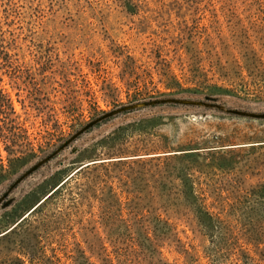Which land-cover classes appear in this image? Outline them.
I'll return each mask as SVG.
<instances>
[{
  "label": "rangeland",
  "instance_id": "374dc122",
  "mask_svg": "<svg viewBox=\"0 0 264 264\" xmlns=\"http://www.w3.org/2000/svg\"><path fill=\"white\" fill-rule=\"evenodd\" d=\"M0 264H264V0H0Z\"/></svg>",
  "mask_w": 264,
  "mask_h": 264
},
{
  "label": "water",
  "instance_id": "95a60500",
  "mask_svg": "<svg viewBox=\"0 0 264 264\" xmlns=\"http://www.w3.org/2000/svg\"><path fill=\"white\" fill-rule=\"evenodd\" d=\"M97 160H92L91 162H85L80 164L78 167H76L71 173H69L64 179H62L57 185H55L49 192H47L41 199H39L29 210L28 212L30 213L31 211H33L40 203H42L57 187H59L63 182H65L70 176H72L74 173H76L77 171H79L80 169H82L83 167L89 165L90 163H95ZM24 215L19 218L18 221H16L15 223H13L11 225V227L5 232L7 233L8 231H10L14 226L17 225V223L19 221H21V219H23ZM3 233V234H5ZM1 234V235H3Z\"/></svg>",
  "mask_w": 264,
  "mask_h": 264
},
{
  "label": "trees",
  "instance_id": "16d2710c",
  "mask_svg": "<svg viewBox=\"0 0 264 264\" xmlns=\"http://www.w3.org/2000/svg\"><path fill=\"white\" fill-rule=\"evenodd\" d=\"M101 112H102V111H101ZM76 173H77V172H76ZM72 176H73V175H72ZM72 176H70L66 181H68L70 178H72ZM66 181H65V182H66ZM65 182H63L59 187H57V188H56V189H55V190H54V191H53V192H52L47 198H49L50 196H52V195H53V194H54L59 188H61V187L64 185ZM47 198H46V199H47ZM46 199H45V200H46ZM45 200H44V201H45ZM40 204H41V203H40Z\"/></svg>",
  "mask_w": 264,
  "mask_h": 264
}]
</instances>
